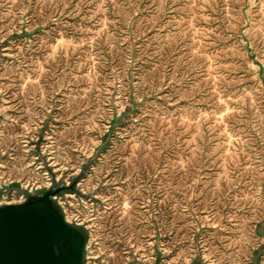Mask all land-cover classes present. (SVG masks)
Here are the masks:
<instances>
[{
	"label": "rangeland",
	"instance_id": "rangeland-1",
	"mask_svg": "<svg viewBox=\"0 0 264 264\" xmlns=\"http://www.w3.org/2000/svg\"><path fill=\"white\" fill-rule=\"evenodd\" d=\"M60 264H264V0H0V208Z\"/></svg>",
	"mask_w": 264,
	"mask_h": 264
},
{
	"label": "water",
	"instance_id": "water-1",
	"mask_svg": "<svg viewBox=\"0 0 264 264\" xmlns=\"http://www.w3.org/2000/svg\"><path fill=\"white\" fill-rule=\"evenodd\" d=\"M55 235H49L39 222L28 220L11 207L0 208V264H60L52 245L64 233L54 222Z\"/></svg>",
	"mask_w": 264,
	"mask_h": 264
},
{
	"label": "flooded vegetation",
	"instance_id": "flooded-vegetation-1",
	"mask_svg": "<svg viewBox=\"0 0 264 264\" xmlns=\"http://www.w3.org/2000/svg\"><path fill=\"white\" fill-rule=\"evenodd\" d=\"M52 250H53V253H54L53 245H52ZM55 257H56V256H55Z\"/></svg>",
	"mask_w": 264,
	"mask_h": 264
}]
</instances>
